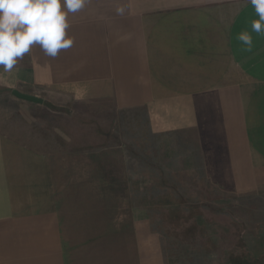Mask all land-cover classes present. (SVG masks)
<instances>
[{
	"label": "crops",
	"instance_id": "crops-1",
	"mask_svg": "<svg viewBox=\"0 0 264 264\" xmlns=\"http://www.w3.org/2000/svg\"><path fill=\"white\" fill-rule=\"evenodd\" d=\"M68 19L71 48L52 58L34 46L11 72L0 67L5 95L143 111L152 133L195 144L213 191L264 195V34L249 0H87ZM245 31L251 51L237 39ZM21 99L16 108L35 102ZM6 112L0 123H50ZM31 143L0 126V264H173L138 201L83 199L90 209L70 223L58 179L67 153ZM112 173L100 171L101 190L132 192V177L145 186L139 169L125 182Z\"/></svg>",
	"mask_w": 264,
	"mask_h": 264
},
{
	"label": "rangeland",
	"instance_id": "rangeland-1",
	"mask_svg": "<svg viewBox=\"0 0 264 264\" xmlns=\"http://www.w3.org/2000/svg\"><path fill=\"white\" fill-rule=\"evenodd\" d=\"M6 94L0 89L3 113L18 111L50 122L0 123L6 132L50 152L67 153V158L60 155L65 160H59L66 173L62 175L61 169L57 173L58 179L64 181L70 223H75V211L90 209L84 206L83 199L120 202L129 199L145 205L151 229L161 234L165 257L173 264H228L231 252L264 254V195L213 191L197 167L195 144L188 145L185 133L161 136L152 133L143 111L108 110L86 104L69 110L60 106L57 99L34 102L20 109L15 106L24 101L11 92L10 96L9 92ZM71 150L77 153L68 157ZM137 169L140 182L145 183L143 188L140 185L138 190L137 178L132 177L135 188L132 192L101 190L100 171H113V177L125 182L123 173L136 176ZM141 170H145L144 178ZM164 197L170 202L184 201L183 207L198 205V211L203 212L204 219L200 218V222L206 227H200L206 235H200L196 245L182 241L176 219L169 218L161 202L154 203ZM182 209L181 214H188L186 208ZM130 246L133 250L132 242ZM97 258L98 263L103 262L101 257Z\"/></svg>",
	"mask_w": 264,
	"mask_h": 264
},
{
	"label": "clouds",
	"instance_id": "clouds-1",
	"mask_svg": "<svg viewBox=\"0 0 264 264\" xmlns=\"http://www.w3.org/2000/svg\"><path fill=\"white\" fill-rule=\"evenodd\" d=\"M86 3L87 0H0V67L11 72L34 46L52 58L71 48L74 38L68 34V17ZM249 3L258 16L252 21V31L264 34V0ZM237 39L247 46L246 50H252L249 32L239 33Z\"/></svg>",
	"mask_w": 264,
	"mask_h": 264
},
{
	"label": "trees",
	"instance_id": "trees-1",
	"mask_svg": "<svg viewBox=\"0 0 264 264\" xmlns=\"http://www.w3.org/2000/svg\"><path fill=\"white\" fill-rule=\"evenodd\" d=\"M158 201V202H157ZM154 202L155 204H163L165 206V210L169 212V218L176 219L177 229L179 230L180 236H182V241L188 243L190 246L196 245L198 241V237L200 235L205 236V229L200 226L203 225L205 228L206 225L201 224L200 218L204 214L201 211H198V205H184V201L182 202H170L169 198L162 199L160 198ZM161 202V203H160ZM182 208H186L188 214L184 213ZM199 231V232H197ZM174 263V262H173ZM228 264H264V254H252L250 252H242V253H233L231 252L228 260Z\"/></svg>",
	"mask_w": 264,
	"mask_h": 264
},
{
	"label": "water",
	"instance_id": "water-1",
	"mask_svg": "<svg viewBox=\"0 0 264 264\" xmlns=\"http://www.w3.org/2000/svg\"><path fill=\"white\" fill-rule=\"evenodd\" d=\"M13 92H14V94H16L17 96H19L21 98H25L27 100H31V101H35V102H39V103L43 102V99L36 96V95H27V94L20 93L19 91H13Z\"/></svg>",
	"mask_w": 264,
	"mask_h": 264
}]
</instances>
